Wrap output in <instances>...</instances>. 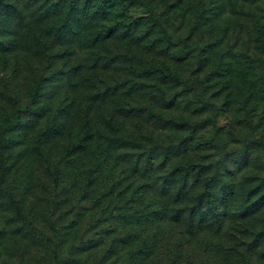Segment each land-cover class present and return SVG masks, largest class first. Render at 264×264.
Returning <instances> with one entry per match:
<instances>
[{
	"label": "trees",
	"instance_id": "1",
	"mask_svg": "<svg viewBox=\"0 0 264 264\" xmlns=\"http://www.w3.org/2000/svg\"><path fill=\"white\" fill-rule=\"evenodd\" d=\"M27 1L0 0V8L15 11L4 17L6 25L24 28L35 15L27 13ZM40 1L54 2L61 11L55 19L52 14L38 16L36 30L52 20L73 31L77 24L99 20L91 34L97 44L108 41L109 52L97 55L91 66L102 76L98 80L104 88L99 90L92 81L96 90L87 94L91 101L84 111L83 133L67 145V160L92 157L95 178L86 184L91 192L99 190L107 165L111 171L119 168L120 179L100 193L103 201H93L94 208L112 215L94 219L95 228L101 227L86 238L77 223L66 230L46 219L48 228L38 227L35 202L30 203L25 214L11 219L21 226L0 234V264H14L11 259L41 264L38 246L45 248L52 264H114L122 254L131 264H193L209 252L213 264H264L261 186L246 190L239 199L242 204L232 211L233 182H224L219 192L215 188L218 179L231 178L234 172L228 164L226 169L216 167L211 159L223 152L221 141L255 136L264 120V0H176L160 9L151 5L153 0ZM134 5L147 7V13L131 18L127 8ZM172 11L182 12L181 18L174 21ZM15 31L17 39L31 32ZM113 62L121 66V74L109 79ZM83 82H76L75 92ZM79 100L80 94L71 97L66 122ZM36 102L34 95L28 105L14 107V113L29 115ZM221 113L227 122L218 127ZM101 131L111 146L104 150ZM256 136L255 142L261 143L264 134ZM0 139L12 141L5 129ZM114 146L122 149L118 157L105 156L103 152L111 155ZM3 178L0 187L5 191ZM7 196L13 201L10 193ZM46 205L50 217V205L55 211L60 202L49 200ZM208 232L214 246L199 245L195 253L185 255L194 240ZM215 237L228 240L218 247ZM131 242L135 247L129 251ZM67 246L70 255L64 258Z\"/></svg>",
	"mask_w": 264,
	"mask_h": 264
},
{
	"label": "rangeland",
	"instance_id": "2",
	"mask_svg": "<svg viewBox=\"0 0 264 264\" xmlns=\"http://www.w3.org/2000/svg\"><path fill=\"white\" fill-rule=\"evenodd\" d=\"M153 1L151 5L160 9L165 7L162 5L166 1L169 5H173L176 0ZM45 4L48 9L44 7ZM67 4L69 5L70 2L68 1ZM25 5L27 13L35 15L30 16L27 22H23L24 28L19 29L16 26L6 25L3 21L4 17L15 14L14 9L8 6L0 8V130L5 129L9 139L12 138L8 144L0 139V154L4 165V170L3 165H0V181L4 177L2 185L5 188L3 191L0 187V234L3 233L2 231L8 233L21 226L19 222L11 224V219L17 217L19 213L25 214L29 210L30 203L34 201V219L38 227L47 229L46 219L56 221L57 225H63V229L66 230L71 224L77 223L80 235L86 238L101 227L95 228L94 219L103 218L104 213L106 216L111 214V211L109 213L94 208L93 201H103L104 199H99L100 193L113 182H119V168H115L114 171L109 170V165L103 168L99 178L100 188L97 192H91L86 184L95 178L91 172L95 167L94 161L90 162L92 157L89 159V156L84 154L83 157L71 163L67 160V145L77 141L83 133L81 127L83 115L91 101L88 96L96 90L93 82L96 80L99 90L104 88V84L98 80L102 76L93 70L91 64L97 55L104 51L109 52L108 41L102 40L98 44L94 42L91 33L97 29L95 23L99 20L96 19L84 22L83 26L77 24L75 29L79 31V34L74 32L75 29L73 31L61 27L59 20L40 24L39 30H36L35 19L38 16L52 14L51 18L55 19L59 16L55 13L61 11L60 7L54 2L40 0H29ZM146 8L134 5L127 8V14L131 18L140 17L147 13ZM172 13L174 21L182 16V12L172 11ZM16 29L24 34L27 29L31 32L28 36L19 32L23 36L17 39ZM44 32L47 34L42 35ZM10 49L14 51L9 52ZM111 69L114 72L108 75L109 79L115 74H121V66L115 62ZM80 78H83L85 82L83 85L79 84L80 90L75 92V84ZM76 93L80 94L79 103L70 120L66 122V107ZM34 95L38 102L33 104V110L29 115L18 116L14 113V107L28 105ZM98 113L100 112L95 111L96 115ZM226 117L225 113L218 116L216 122L218 127L226 125ZM42 130L44 132H41ZM263 134L264 120L256 129L255 136L250 138L240 136L236 140L230 138L229 141H221L223 143L220 147L222 146L223 152L211 158L216 167L226 169L225 165L228 164L230 170L234 172L231 178L224 181L218 179L215 188L219 192L224 182L231 184L233 182L232 211L242 204L239 199H242V194L246 190L260 185L258 193L264 192V137L261 136ZM256 135L263 138L261 143L255 142ZM100 136H104L101 140L103 145H100V148L104 150L111 147L105 140L107 136L103 131L100 132ZM109 149L112 151L111 155L108 152L103 153L113 159L122 151L115 146ZM130 180L127 179L126 182ZM118 187L121 186H117V190ZM47 192H51L50 197H46ZM7 193L11 194L14 202L9 199ZM48 199L50 202H60L55 211L50 205V217H47L49 210H47L46 201L48 202ZM115 201L118 206L122 204V200L114 199ZM133 209L134 205L129 212ZM70 229L72 230V227ZM208 235H210L209 232L198 236L190 245V249H186L185 255L189 252L195 253L199 245L213 247L212 237ZM7 236L5 235V238ZM214 239L218 247H221L223 241L228 240V238H222L221 242L217 237ZM131 243L127 246L129 251L135 247V242ZM17 248L23 251L24 244H17ZM36 254L42 258L41 264H52L45 248L38 246ZM61 255L64 258L69 257L68 246L63 248ZM123 256L122 254L113 259L114 264H131V260ZM213 261L214 258L210 257L209 252L205 260L193 264H213ZM9 262L17 264L19 259H11Z\"/></svg>",
	"mask_w": 264,
	"mask_h": 264
}]
</instances>
